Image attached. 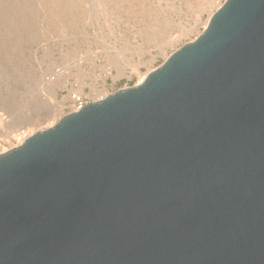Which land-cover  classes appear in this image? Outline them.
<instances>
[{"label":"water","instance_id":"water-1","mask_svg":"<svg viewBox=\"0 0 264 264\" xmlns=\"http://www.w3.org/2000/svg\"><path fill=\"white\" fill-rule=\"evenodd\" d=\"M0 264H264V0L0 155Z\"/></svg>","mask_w":264,"mask_h":264},{"label":"rangeland","instance_id":"rangeland-1","mask_svg":"<svg viewBox=\"0 0 264 264\" xmlns=\"http://www.w3.org/2000/svg\"><path fill=\"white\" fill-rule=\"evenodd\" d=\"M225 1L0 0V155L54 127L71 93L141 84Z\"/></svg>","mask_w":264,"mask_h":264},{"label":"built area","instance_id":"built-area-1","mask_svg":"<svg viewBox=\"0 0 264 264\" xmlns=\"http://www.w3.org/2000/svg\"><path fill=\"white\" fill-rule=\"evenodd\" d=\"M69 103L70 105L67 115L81 111L84 107L92 104L93 101L85 95H80L78 93H71L69 95Z\"/></svg>","mask_w":264,"mask_h":264},{"label":"bare ground","instance_id":"bare-ground-1","mask_svg":"<svg viewBox=\"0 0 264 264\" xmlns=\"http://www.w3.org/2000/svg\"><path fill=\"white\" fill-rule=\"evenodd\" d=\"M207 22H208V23H207ZM207 22H206V23H207L206 26H208V24H209L210 21H207ZM115 54H116V53H115ZM114 56H115V55H114ZM116 56L118 57L119 55L116 54ZM107 57H108V56H107ZM109 57L111 58L112 56H109ZM117 57H116V58H117ZM110 58H109V59H110ZM118 59H119V58H118ZM118 59H117V60H118ZM115 60H116V59H115ZM106 61H107V60H106ZM111 61H112V60H111ZM113 61H114V60H113ZM143 62H144V61H143ZM112 63H113V62H112ZM146 63H147V62H146ZM141 64H142V62H137L136 65L134 64L136 70H137L140 66H142ZM132 68H133V67H132ZM135 73H136V72H135ZM147 74H148V73H147ZM93 91H94L96 94L99 93L98 88H96V87H94ZM99 94H101V97H102L103 99H105V98L108 96L107 93H106V91H102V92H100ZM19 137H20V136H19Z\"/></svg>","mask_w":264,"mask_h":264}]
</instances>
